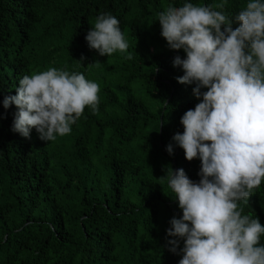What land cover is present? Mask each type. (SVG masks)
I'll return each instance as SVG.
<instances>
[{"label":"trees","instance_id":"1","mask_svg":"<svg viewBox=\"0 0 264 264\" xmlns=\"http://www.w3.org/2000/svg\"><path fill=\"white\" fill-rule=\"evenodd\" d=\"M186 2L224 3L216 10L232 18L249 0H0V264H178L184 239L167 229L182 210L163 176L183 168L201 179L200 158L187 160L173 140L200 100L195 83L176 79L184 72L173 60L186 53L169 48L158 13ZM102 13L120 21L126 52L90 49L85 37ZM49 67L98 83V111L86 106L54 141L35 128L23 137L3 98ZM238 203L264 225V180Z\"/></svg>","mask_w":264,"mask_h":264},{"label":"clouds","instance_id":"2","mask_svg":"<svg viewBox=\"0 0 264 264\" xmlns=\"http://www.w3.org/2000/svg\"><path fill=\"white\" fill-rule=\"evenodd\" d=\"M224 7L186 2L158 13L169 48L186 53L173 60L184 72L176 79L195 83L200 100L182 115L184 130L173 140L187 160L200 158L201 179L192 181L183 168H167L163 176L182 210L167 229L168 236L184 239L178 264H264V225L238 203L264 180V0H249L232 18L216 10ZM234 21L239 26L233 28ZM119 25L111 14L98 15L85 37L90 49L102 56L126 52ZM99 91L83 73L49 67L23 75L16 94L2 103L18 109L14 132L30 138L35 128L41 140L54 141L71 132L86 106L98 111ZM167 151L173 154L172 144ZM179 243L169 240V251L177 252Z\"/></svg>","mask_w":264,"mask_h":264}]
</instances>
